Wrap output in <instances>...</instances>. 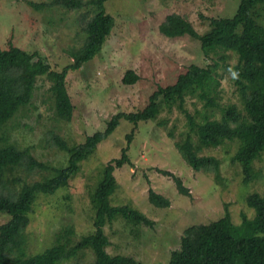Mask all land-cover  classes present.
Here are the masks:
<instances>
[{
  "label": "rangeland",
  "instance_id": "rangeland-1",
  "mask_svg": "<svg viewBox=\"0 0 264 264\" xmlns=\"http://www.w3.org/2000/svg\"><path fill=\"white\" fill-rule=\"evenodd\" d=\"M89 3L91 0H83ZM244 0H108L105 9L115 24L101 53L78 71H70L67 92L74 106L70 122L56 113L52 81L40 77L33 100L22 107L0 131V146L5 142L31 153L50 167L64 168L69 155L57 142L69 148L82 145L88 137L104 131L117 113H137L149 104L151 96L161 87L175 84L180 73L191 65L207 67L218 62L221 82L219 107L206 108L197 96H188L184 108L179 102L168 106L161 97L156 119L140 122L121 120L115 133L98 146L97 151L81 163L79 173L66 188L54 195L41 194L30 213V225L25 233L26 254L39 255L57 245L58 237L68 236L77 243L94 234L95 209L92 194L105 166L121 157L130 164L115 169L117 182L110 201L113 206H131L149 217L153 226L135 225L120 216L105 227L110 256H125L138 264H170L172 255L180 250L181 238L193 225L211 224L223 218L227 210L237 225L243 215H255L248 206V196L264 194V155L255 162L256 179L245 184L243 167L234 164L238 143H227L218 149H207L200 156L215 157L221 163L220 176L194 170L178 149L190 138L197 147V136L190 129L187 114L197 123L206 116L221 119L222 108L237 105L243 109L232 73L239 56L220 52L206 57L201 43L187 37L172 40L161 31V25L171 14L185 16L203 34L210 30V18L233 17ZM55 0H0V45L6 49L11 41L16 47L41 54L61 72L74 62L72 52L87 40V21L96 13L88 4L79 10H69ZM31 3L47 6L36 9ZM258 21L264 25V5L257 8ZM226 58L220 62L219 58ZM127 71L138 76L136 83L126 85L122 79ZM184 110L186 112H184ZM131 137V141L126 138ZM171 172L182 179L191 196L179 192ZM52 172L29 171L19 167L10 179H20L16 188L34 184L51 176ZM169 198V208H159L150 201V191ZM10 217L0 213V226ZM94 259L91 250L61 264H88Z\"/></svg>",
  "mask_w": 264,
  "mask_h": 264
},
{
  "label": "trees",
  "instance_id": "trees-1",
  "mask_svg": "<svg viewBox=\"0 0 264 264\" xmlns=\"http://www.w3.org/2000/svg\"><path fill=\"white\" fill-rule=\"evenodd\" d=\"M108 0H55V4L69 10H79L86 5H94L95 15L90 18L84 31L87 35L83 47L71 54L74 62L61 72L52 70L50 63L38 52L31 54L16 47L11 41L6 49L0 45V131L18 111L30 104L40 77L48 76L52 81V92L56 101L57 116L70 122L74 106L67 92V76L70 71L80 70L101 53L104 44L115 24L113 16L108 14L105 3ZM36 9H43L46 3H31ZM264 0H244L233 17H211L210 30L199 33L193 24L178 14L169 15L161 25V31L172 40L194 38L201 43L206 57L220 52H232L239 56L235 67V84L243 102V109L231 104L222 108L221 119L206 116L200 123L187 114L190 129L197 136V147L188 138L184 144H178L183 158L196 171H205L221 179V163L215 157L200 156L207 149H218L227 143H238L239 150L233 159L234 164L243 167L245 184L252 183L257 174L254 164L264 155V25L258 21L259 6ZM220 62L226 58L220 57ZM218 62L207 67L191 65L178 76L175 84L161 87L154 93L147 107L137 113H117L108 122L104 131L88 137L82 145L69 148L65 143L57 142L58 147L69 155L68 165L64 168L50 167L40 162L30 149L17 146H0V213L10 219L0 226V264H61L77 257L80 252L91 250L94 255L88 264H138L137 260L125 256H110L106 248L109 240L105 235L107 224L113 223L116 216L135 225L153 226L154 222L142 211L131 206H113L110 199L118 185L115 169L130 164L126 155L128 149L121 151V157L110 161L101 174V179L92 194L95 209L94 234L75 243L68 236L69 231L58 237L57 245L46 252L28 256L25 252V233L30 225V213L33 212L41 194L54 195L61 188L70 185L81 169V163L92 156L99 145L107 141L121 120L138 126L140 122L156 119L160 112L159 99L162 97L168 106L177 102L184 108L188 96H197L206 108L219 107L221 82L218 80ZM138 76L127 71L122 83H136ZM184 112H186L184 110ZM131 141V137L126 138ZM27 170L52 172L34 184H24L16 188L20 179H10L19 167ZM174 178L179 192L191 196L183 185L182 179L171 172L163 171ZM150 201L159 208H169V198L150 191ZM248 206L254 210V217L243 215V223L237 225L232 214L211 224L193 225L181 238L180 250L173 253L170 264H264V194L253 193L248 196Z\"/></svg>",
  "mask_w": 264,
  "mask_h": 264
},
{
  "label": "clouds",
  "instance_id": "clouds-1",
  "mask_svg": "<svg viewBox=\"0 0 264 264\" xmlns=\"http://www.w3.org/2000/svg\"><path fill=\"white\" fill-rule=\"evenodd\" d=\"M232 76H233V78H236L237 73L233 72V73H232Z\"/></svg>",
  "mask_w": 264,
  "mask_h": 264
}]
</instances>
